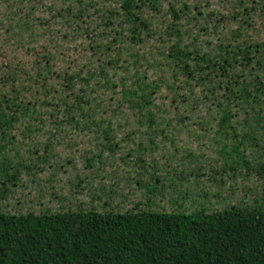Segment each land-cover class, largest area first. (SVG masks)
<instances>
[{
	"label": "trees",
	"instance_id": "obj_1",
	"mask_svg": "<svg viewBox=\"0 0 264 264\" xmlns=\"http://www.w3.org/2000/svg\"><path fill=\"white\" fill-rule=\"evenodd\" d=\"M218 1L223 8L210 0L192 7L186 0H59L51 10L72 52L46 54L33 66L38 105L0 109V133L19 111L49 135L94 129L113 152L110 135L121 124L111 117L133 114L146 127L136 150L144 154L146 145L155 147L154 135L197 125L194 114L205 109L216 112L211 121L225 139L228 131L234 139L237 132L252 141L264 135V0ZM161 85L169 93L158 103ZM170 113L174 125L164 117ZM199 124L210 126L205 118ZM227 149L223 142V154L241 159ZM174 211H0V264H264V200L211 213Z\"/></svg>",
	"mask_w": 264,
	"mask_h": 264
},
{
	"label": "rangeland",
	"instance_id": "obj_2",
	"mask_svg": "<svg viewBox=\"0 0 264 264\" xmlns=\"http://www.w3.org/2000/svg\"><path fill=\"white\" fill-rule=\"evenodd\" d=\"M186 1L190 7L205 5L204 0ZM58 4L59 0H0V109L5 112L10 113L6 106L18 103L38 105L39 95H33L29 81L33 66L42 64L46 54L65 49L72 52L59 29L56 11L51 10ZM209 5L224 7L218 0H210ZM235 27L232 23L231 28ZM201 38L215 40L212 35ZM166 88L160 86L156 102L169 93ZM164 103L168 107L169 99ZM197 113L193 119L197 125L186 124L154 135L155 147L145 144L147 150L144 154L143 149L138 151V155L137 145L145 140L146 127L139 125L133 114L111 117L113 125L121 126L110 135L118 146L109 152L94 129L65 128L49 135L47 127L33 115L22 116L18 111L12 128L0 133V211L43 214L92 208L126 212L138 205L151 212L204 209L211 213L231 205L260 204L264 200V174L259 169L264 163V135L258 134L252 141L240 132L234 139L228 131L225 139L216 133V121H211L216 112L203 109ZM164 117L174 125L173 113ZM204 118L210 126L202 128L199 122ZM239 120L241 116L232 123ZM160 128L166 129L163 125ZM49 141L51 154L45 152ZM223 142L227 150L236 148L241 159L230 160L228 151L223 154ZM43 157L47 160L42 161Z\"/></svg>",
	"mask_w": 264,
	"mask_h": 264
}]
</instances>
